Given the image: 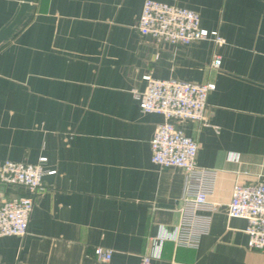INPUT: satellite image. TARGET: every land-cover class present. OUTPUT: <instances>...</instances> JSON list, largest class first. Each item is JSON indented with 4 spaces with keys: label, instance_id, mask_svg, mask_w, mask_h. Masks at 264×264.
I'll return each mask as SVG.
<instances>
[{
    "label": "crops",
    "instance_id": "0c3cea01",
    "mask_svg": "<svg viewBox=\"0 0 264 264\" xmlns=\"http://www.w3.org/2000/svg\"><path fill=\"white\" fill-rule=\"evenodd\" d=\"M145 0H34L31 19L0 46V163L45 157L43 192L26 235L0 237V264H139L180 220L184 174L150 161L162 115L142 113L143 76L214 84L207 125L176 121L216 172L209 233L197 249L161 244L157 264H264L230 218L234 184L264 179V0H155L196 12L217 31L187 46L137 30ZM20 0H0V29ZM219 68L210 67L213 57ZM25 188L0 185L15 200ZM112 252L107 262L93 250Z\"/></svg>",
    "mask_w": 264,
    "mask_h": 264
},
{
    "label": "built area",
    "instance_id": "2783aa9c",
    "mask_svg": "<svg viewBox=\"0 0 264 264\" xmlns=\"http://www.w3.org/2000/svg\"><path fill=\"white\" fill-rule=\"evenodd\" d=\"M137 30L155 44L187 46L196 41L210 40L215 46L225 41L215 30L201 28L199 15L185 7L145 0L142 5ZM221 59L215 55L210 67L219 68ZM143 92L134 91L142 113L162 115L150 140V161L163 168H178L184 174L181 196L180 220L170 236L158 237V247L153 255H143L139 264H157L161 244L171 240L175 247L197 249L202 237L209 233L211 214L215 205L209 201L214 189L216 172L196 164L197 143L184 135L176 121H196L207 125V97L214 84H196L174 79L161 80L143 76ZM45 157L35 164L14 161L0 163V185L19 186L28 195L6 200L0 196V237H23L38 195L43 192L42 179L56 171L45 170ZM227 215L246 221L247 248L264 253V179L253 185L234 184L231 189ZM98 261L107 262L112 252L100 247L93 250Z\"/></svg>",
    "mask_w": 264,
    "mask_h": 264
},
{
    "label": "water",
    "instance_id": "95a60500",
    "mask_svg": "<svg viewBox=\"0 0 264 264\" xmlns=\"http://www.w3.org/2000/svg\"><path fill=\"white\" fill-rule=\"evenodd\" d=\"M34 0H20L18 9L14 17L4 27L0 29V46L8 41L14 33L25 26L31 19Z\"/></svg>",
    "mask_w": 264,
    "mask_h": 264
}]
</instances>
